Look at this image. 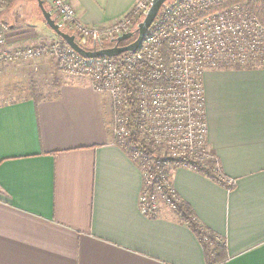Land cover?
Returning <instances> with one entry per match:
<instances>
[{
	"label": "crops",
	"instance_id": "1",
	"mask_svg": "<svg viewBox=\"0 0 264 264\" xmlns=\"http://www.w3.org/2000/svg\"><path fill=\"white\" fill-rule=\"evenodd\" d=\"M69 1L92 27L137 0ZM24 18L6 27L9 48L60 42ZM26 67L0 66V96L16 97L0 103V264H209L168 208L140 211L141 170L114 140L109 96L48 63ZM203 85L208 150L234 187L177 168L172 188L223 249L217 264H264V67L209 70Z\"/></svg>",
	"mask_w": 264,
	"mask_h": 264
},
{
	"label": "built area",
	"instance_id": "2",
	"mask_svg": "<svg viewBox=\"0 0 264 264\" xmlns=\"http://www.w3.org/2000/svg\"><path fill=\"white\" fill-rule=\"evenodd\" d=\"M62 31L80 47L113 44L132 33L153 0H137L131 10L107 26H85L69 0H42ZM225 0H169L146 32L140 47L117 57L85 59L61 42L9 48L0 27V65L51 57L60 72L89 78L110 98L113 137L126 147L142 175L139 208L157 217L181 203L172 188L173 171L209 168L203 75L209 70L264 67V24L245 4L221 7ZM8 0H0V7ZM110 46V47H111ZM215 181H234L216 168Z\"/></svg>",
	"mask_w": 264,
	"mask_h": 264
},
{
	"label": "trees",
	"instance_id": "3",
	"mask_svg": "<svg viewBox=\"0 0 264 264\" xmlns=\"http://www.w3.org/2000/svg\"><path fill=\"white\" fill-rule=\"evenodd\" d=\"M236 4H245L247 6L249 12L252 13L253 15H255L264 24V0H225L221 7L222 8L228 7V6L236 5ZM142 20H140L137 23V25ZM134 31H136V29ZM64 32L68 34V31H64ZM134 40H135V38H132V39H129L126 41H122L121 43H119V46H126V45L132 43ZM60 42L65 44L62 39H60ZM81 48H83L84 50H87V51L101 50L104 48H109V45L93 44L92 43V44H89V45L81 47ZM233 69H241V68H233ZM30 93H31V96L33 97V99H35V101L39 100L38 91H37L34 84H32V86H31V92ZM132 145H135L134 140L130 139L126 143L127 148L126 147H123V148L124 149L126 148L128 150H133ZM208 165H209V168L203 169L202 171L199 170L197 173H199V174L205 176L206 178L216 182L215 181L216 174H215L214 170H216V168H219V170H220L219 164H218L217 160L213 157V159L208 161ZM220 172H221V170H220ZM218 184L223 185L222 183H218ZM232 188H227V189H232ZM174 214H175V216H178L182 222L187 224V226L200 238V240L204 246L205 254H206V257L208 259L209 264L219 263L223 259L222 258L223 249L219 246L217 247V245H216V247H214L215 236L212 233H210L208 230L201 227L197 223V221L195 220L190 208L188 206L180 203L177 206V209L174 211ZM210 243H211V245H210ZM214 254H215V256H214ZM212 256H214V257L212 258Z\"/></svg>",
	"mask_w": 264,
	"mask_h": 264
},
{
	"label": "water",
	"instance_id": "4",
	"mask_svg": "<svg viewBox=\"0 0 264 264\" xmlns=\"http://www.w3.org/2000/svg\"><path fill=\"white\" fill-rule=\"evenodd\" d=\"M36 1L45 24L79 56L85 59H92L102 56L117 57L124 53L135 52L140 47L146 32L154 22L159 11L164 6V4H166L169 0H153L147 14L143 18V20L137 25L136 31L117 38L115 45L113 47L104 48L101 50H91V51H87L81 48L76 43L75 37L73 35L67 34L64 31L60 30L57 24L55 23V20L52 18L50 12L45 8L43 1L42 0H36ZM132 38H135V40L132 43L126 46H119V43H121L122 41H126Z\"/></svg>",
	"mask_w": 264,
	"mask_h": 264
},
{
	"label": "rangeland",
	"instance_id": "5",
	"mask_svg": "<svg viewBox=\"0 0 264 264\" xmlns=\"http://www.w3.org/2000/svg\"><path fill=\"white\" fill-rule=\"evenodd\" d=\"M44 6L47 9L46 5H44ZM24 16H25L24 19H25L26 24H30L31 22H34V20L36 21V16L43 21V18L41 16L40 10L38 9L36 0H8V2H6L5 4H2L0 7V18L3 19V22L1 20L2 25L0 24V27H2L6 33V27L8 26V24L15 23L18 18L23 20ZM31 24H33V23H31ZM50 44H52V43H47L44 45H50ZM111 44H106V45H109V47H110ZM114 45H115V43L113 44V46ZM38 46H42V45H38ZM113 46H111V47H113ZM34 47H37V45ZM37 63H43V65L48 63V64H50L51 69L53 68L54 70H57L56 71L57 73L60 72L57 68L55 61L51 57H48V56L37 59V60H33V61L13 62V63H5V64L16 65V66L20 65V67L25 65V64H30V67L29 68L26 67L25 70L29 71L31 68V72H34L33 70L36 69L35 65ZM5 64H2V65H5ZM2 65H0V66H2ZM60 73H62V72H60ZM62 74H64V73H62ZM25 80L27 81V79H25ZM24 89H25L24 85L19 84L20 94L17 95V98L22 97L21 92H23L22 90H24ZM14 99H16V97H14L10 94H8L7 96H2V97L0 96V103H3V102L9 103V102L13 101Z\"/></svg>",
	"mask_w": 264,
	"mask_h": 264
}]
</instances>
